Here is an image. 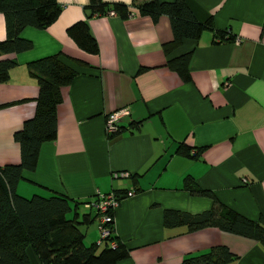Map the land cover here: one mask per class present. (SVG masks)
Segmentation results:
<instances>
[{
    "label": "crops",
    "instance_id": "1",
    "mask_svg": "<svg viewBox=\"0 0 264 264\" xmlns=\"http://www.w3.org/2000/svg\"><path fill=\"white\" fill-rule=\"evenodd\" d=\"M102 1L126 4L128 15L109 10L86 19L88 0H56L59 12L51 23L21 29L29 49L0 54L16 61L0 83V166L19 163L13 132L35 108L38 84L26 63L56 55L75 71L60 87L56 136L41 143L35 168L21 172L15 192L64 195L80 215L93 213L82 202L96 192L122 196L132 187L135 193L113 211L112 235L128 249L116 264H180L216 244L235 255L232 264H264V249L251 239L216 227L187 231L162 224L165 210L197 214L212 207L211 197L183 187L185 177L223 206L264 220V0H183L197 21L210 19L214 31L241 40L235 44L203 31L168 52V18L153 21L135 7L147 0ZM83 19L97 45L94 53L66 32ZM4 36L0 13V40ZM185 53L189 79L182 81L167 62ZM119 109L127 113L107 134L105 116ZM181 146L188 156L178 152ZM118 172L128 176H112ZM78 227L85 245H110L98 241L96 219ZM25 253L30 264L38 263L30 246Z\"/></svg>",
    "mask_w": 264,
    "mask_h": 264
},
{
    "label": "trees",
    "instance_id": "2",
    "mask_svg": "<svg viewBox=\"0 0 264 264\" xmlns=\"http://www.w3.org/2000/svg\"><path fill=\"white\" fill-rule=\"evenodd\" d=\"M135 7L139 15H147L153 21L161 15L168 18L172 39L163 45L165 52L178 46L182 39L198 40L203 31H212L221 40L232 39L214 31L210 19L197 21L183 0H147ZM83 10L86 19L109 10L125 18L129 7L119 2L108 7L102 0H88ZM58 12L56 0H0L5 30V36L0 40V54H15L29 49L30 41L19 36L21 29L25 26L44 28ZM86 19L71 24L66 32L81 49L94 53L97 45ZM189 55L185 53L167 62L182 81L189 79ZM15 65L13 58H0V83L7 80L9 69ZM26 69L35 78L38 92L32 116L13 132V139L19 146V163L0 166V264H30L25 253L27 246L35 254L37 264H116L128 256V249L112 233L104 241H114L113 246L105 243L97 250L94 243L85 245L83 242L84 234L78 226L91 224L97 216L94 212L78 215L76 202L71 204L64 195L23 197L15 192L21 172L35 168L41 143L55 138L60 87L68 85L75 76V71L56 55L31 60L26 63ZM187 149L181 146L177 150L188 156ZM183 187L191 194L211 197L212 207L197 214L165 210L162 214L164 227L185 226L187 231L216 227L256 241L264 249V220H251L223 206L212 193L200 189L190 178H184ZM68 213H71L69 218ZM234 259L235 255L225 245L216 244L206 252L184 256L180 264H232Z\"/></svg>",
    "mask_w": 264,
    "mask_h": 264
},
{
    "label": "built area",
    "instance_id": "3",
    "mask_svg": "<svg viewBox=\"0 0 264 264\" xmlns=\"http://www.w3.org/2000/svg\"><path fill=\"white\" fill-rule=\"evenodd\" d=\"M241 40L240 37H234L231 41L235 44L239 43ZM127 113L126 109H119L112 112H109L105 116L104 120V129L107 134L113 133L117 131V119L125 115ZM113 177L121 176V177H127V172H118L113 173ZM135 193L134 189L132 187L126 189L124 191V194L117 195L112 191L100 193L96 192L95 197L93 199L87 200L82 202L83 205L93 210V212L97 215L96 216V222L98 227V233H99V239L104 240L112 233L111 227H113V211L115 207L117 206L118 202L123 197H130ZM110 225V226H109ZM98 243V242H97ZM110 246L114 245V241H110Z\"/></svg>",
    "mask_w": 264,
    "mask_h": 264
}]
</instances>
